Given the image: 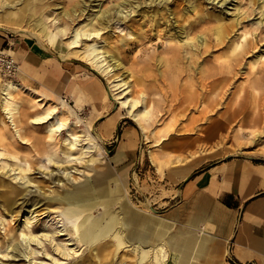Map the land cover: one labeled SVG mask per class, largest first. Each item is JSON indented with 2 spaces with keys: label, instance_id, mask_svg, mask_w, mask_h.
I'll use <instances>...</instances> for the list:
<instances>
[{
  "label": "rangeland",
  "instance_id": "rangeland-1",
  "mask_svg": "<svg viewBox=\"0 0 264 264\" xmlns=\"http://www.w3.org/2000/svg\"><path fill=\"white\" fill-rule=\"evenodd\" d=\"M15 11L26 17L12 23H2L0 17V47L16 50L22 43L34 44L61 62L77 87L90 80L101 83L105 97L98 103L84 98L79 106L71 93L60 97L65 102L45 97L44 108L39 95L23 87L14 98L20 104L16 126L26 141L6 121L0 101V152H5L0 156V264H157L154 250L142 260L148 246L128 238L118 244L114 232L119 224L108 235L84 242L73 221L63 214L64 194L87 198L85 186L96 177L106 178L110 191L101 198L118 200L125 178L134 209L174 220L178 228L201 219L211 240L188 264H246L234 256L228 243L218 239L226 210L202 196L184 197L183 180L177 185L183 176L175 177L172 171L188 163L200 171L232 159L264 164V0H0V13ZM86 24L99 34L70 45L75 28ZM34 27L57 33L59 45L47 46L43 33L35 36L19 30ZM91 41L102 45L108 55L112 70L106 77L77 53ZM20 75L21 64L16 78L0 74V81L21 82ZM108 80L116 84L114 92L122 99L146 95L139 106L146 104L150 109L144 117L145 136L127 109L109 94ZM120 80L127 81V88L118 87ZM55 104L64 117L69 116L73 130L83 134L81 145L89 143L88 134L93 135L95 147L81 159L67 156L82 154L80 148L69 152L67 129L51 136L47 123L31 121ZM218 123H226V129L214 127ZM213 127L220 134H213ZM122 145L125 157L112 159ZM12 154L23 161L32 184L16 176L21 170ZM3 160L16 167V172L4 168ZM116 201L113 211L119 216ZM203 203L211 208L210 220L204 221ZM91 210L98 217L105 213L102 204ZM32 213L35 234L61 229L64 233H56L54 241L33 242L39 252L30 259L24 255L21 231H28L24 219ZM215 213L221 223L213 221ZM58 243L74 249L65 256L55 249ZM9 244L10 254H5ZM168 250L166 262L173 258ZM262 259L259 256L250 264H264Z\"/></svg>",
  "mask_w": 264,
  "mask_h": 264
},
{
  "label": "bare ground",
  "instance_id": "bare-ground-1",
  "mask_svg": "<svg viewBox=\"0 0 264 264\" xmlns=\"http://www.w3.org/2000/svg\"><path fill=\"white\" fill-rule=\"evenodd\" d=\"M119 5L120 4H118V6ZM107 12H109V10H107ZM0 17L3 19V21L12 23L13 21L25 18L26 14L15 11L3 14L0 13ZM19 30L29 31L30 34L35 36L39 35V33H43V36L47 39V46L59 45V37L57 33L46 31L45 28H41L42 32H39V28L37 29L35 27L29 30ZM59 31L65 32V29L59 27ZM98 34L99 31L87 28V24L82 28L77 27L75 28L73 38L70 41V45L75 46L84 36L87 37V39H94L95 35ZM156 45H161V42L158 39ZM77 53L78 55L85 57L91 64V67L101 75L106 77L111 72L112 68H110L111 63H109L108 55L105 53V49L102 47V45H100L98 42L91 41L90 43H87L84 50ZM10 54L17 62L18 60L15 57L14 49L10 51ZM64 55L66 54H62L61 56L63 57ZM112 55L113 54L111 53L110 56ZM111 58L113 59L115 57L112 56ZM120 64V62L117 63V65ZM7 78L10 79L11 77ZM108 84V90L111 97H113V99H115L116 101L121 102L122 107L127 109L128 115L133 118V120H135L136 124L142 129L145 136L148 130V126L144 122V117L146 116V114L150 113V109L146 104H144L143 108H140L139 106L145 103L146 95L143 94L141 99L135 98L134 96L122 99L124 96H117L116 92H114L116 90V87H114L116 84H113V80H108ZM117 84L119 88H127V81L120 80ZM22 88L23 85L15 80H9L5 82L0 81L1 109L5 113L6 121L15 126V133L17 137L22 141H26L21 134L20 128L16 126V115L20 110V104L15 100L14 93L21 90ZM37 100L42 102V107H47V102L44 101L43 96L38 97ZM59 101L65 102V100L60 97ZM77 105L79 106V103H77ZM59 107V104H55L53 108L47 109L45 112L32 117L31 121L33 123H47V131L51 136L60 135L64 130L67 129L69 152H72L79 148L82 149V154L79 157L73 156V154L71 153H68L67 156L70 160L76 158L81 159L84 154L93 151L95 147L92 141L93 135L91 133L88 134V139H90L89 143H82L81 145L83 134L77 133L75 132V130H73L72 127H74V124L71 120H69V116L64 117L60 113L61 110L59 109ZM71 111L74 112L73 109ZM100 139L103 140L102 137ZM4 155L5 152L1 151L0 156ZM122 155L123 151H118L114 156H112V159L118 160L122 157ZM12 156L17 160V164L21 170V172H19L16 176L24 181L25 184H32V180L26 176L25 169L22 166L23 161L18 155L12 154ZM50 159L53 160L52 157ZM7 166L8 169L14 170L16 172V167H12L11 163L9 165L8 162L3 160V167L6 168ZM0 184H3V180L1 178ZM87 185L88 186H85V193L89 194L87 198H84L83 196L74 194L72 192L64 194L63 198V200H65L67 203V207L64 210L63 214L73 221L76 230L80 232V237L84 242L96 240L104 235H108L109 233L115 231L116 225L119 224V230L117 232H114V237L117 239L119 245L124 244V239L128 238L133 243H139V245L148 246L147 248L143 247L144 249L142 253V260L147 257L149 251L154 250L156 252L155 260L157 264H186L187 261L194 257V253H198L199 251L208 248L211 239L206 234L205 228L202 227L201 232L196 235V239H191L190 237L186 236V234H184L185 236H183L182 238L180 236L177 237V233H172L170 231V224L159 216L151 213L144 214L143 212L134 209L130 204V199L127 192V182L125 178H122L120 188L123 189V192H121L122 190H119L120 192L118 194V200L117 198L114 200L113 198H101V196H105L110 192L108 190L107 179L104 177H100L98 179L96 177V180L94 182L89 180ZM80 186L82 187V184H80ZM115 201L120 204L121 210H119V216L118 214H114L113 211ZM98 204H102L105 207V213L102 217L93 215L91 210L93 206ZM33 217V213L26 215L24 219V225L28 229V231H26L25 229L21 231V234L23 235L22 240L24 241L26 247L24 255L30 259H33L34 254L39 252L32 246L33 242H36L38 245L43 244L44 238L54 241L56 233H64V231H62L63 229H61L60 232L56 233L44 232L41 234H35L33 230ZM10 247H12L11 244L8 245L7 249L5 250V254H10L8 250ZM15 248H17V246ZM169 248L174 253V257L172 256L173 258L170 259L171 262H166ZM55 249L62 252L65 256H68L70 255V251H72L74 248H71L70 250L66 245L58 243ZM34 263L36 264V261H34ZM39 264L46 263L41 262Z\"/></svg>",
  "mask_w": 264,
  "mask_h": 264
},
{
  "label": "crops",
  "instance_id": "crops-1",
  "mask_svg": "<svg viewBox=\"0 0 264 264\" xmlns=\"http://www.w3.org/2000/svg\"><path fill=\"white\" fill-rule=\"evenodd\" d=\"M15 57L21 64L20 83L31 94L36 93L39 97L43 96V99L47 97V100H52L71 93L79 105L83 104L84 98L89 97L93 103H98L105 97L101 83L90 80L77 87V83L68 78L65 66L34 44H20L15 50ZM247 122L248 119L242 123ZM224 124L218 123L214 127L219 125L226 129V123ZM214 127L210 129L213 134H220ZM124 148L122 145L118 150L123 151L120 159L125 157ZM156 157L155 154H151L152 160ZM175 171H172L173 176L179 177L180 174L183 176L177 185L183 180L181 192L184 197L193 199L196 195L202 196L203 200L213 201L216 206L226 210V216L222 218L224 227L217 232L218 239L231 246L234 256L246 264L252 263L259 256L264 261V164L245 159H232L200 171L192 170L190 163ZM224 199L238 206L231 208L223 202ZM202 207L204 221L210 220L211 208L208 209L204 203ZM158 216L170 224V231L177 233V237L182 238L186 234L191 239H196L202 227L205 228L200 225L199 218L189 221L186 228H178L174 220ZM219 218L218 213L213 215V221L221 223ZM206 234L210 238L207 231ZM172 256L174 257V253ZM190 262L191 259L187 264Z\"/></svg>",
  "mask_w": 264,
  "mask_h": 264
},
{
  "label": "built area",
  "instance_id": "built-area-1",
  "mask_svg": "<svg viewBox=\"0 0 264 264\" xmlns=\"http://www.w3.org/2000/svg\"><path fill=\"white\" fill-rule=\"evenodd\" d=\"M12 50V46H1L0 47V74L4 77H17L20 71L19 63H17L10 51Z\"/></svg>",
  "mask_w": 264,
  "mask_h": 264
},
{
  "label": "trees",
  "instance_id": "trees-1",
  "mask_svg": "<svg viewBox=\"0 0 264 264\" xmlns=\"http://www.w3.org/2000/svg\"><path fill=\"white\" fill-rule=\"evenodd\" d=\"M223 202L227 205V206H229V207H237L238 206V204H236V203H232V202H230V201H228V200H223ZM250 264V263H249Z\"/></svg>",
  "mask_w": 264,
  "mask_h": 264
}]
</instances>
